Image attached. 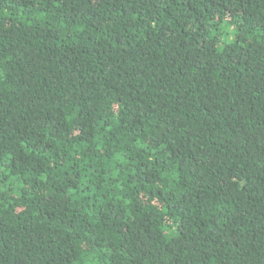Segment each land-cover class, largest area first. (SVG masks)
Listing matches in <instances>:
<instances>
[{
	"label": "trees",
	"instance_id": "obj_1",
	"mask_svg": "<svg viewBox=\"0 0 264 264\" xmlns=\"http://www.w3.org/2000/svg\"><path fill=\"white\" fill-rule=\"evenodd\" d=\"M0 264H264V0H0Z\"/></svg>",
	"mask_w": 264,
	"mask_h": 264
}]
</instances>
